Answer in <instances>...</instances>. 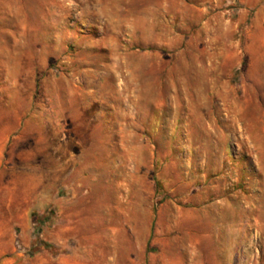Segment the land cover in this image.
I'll return each instance as SVG.
<instances>
[{"label":"rangeland","instance_id":"rangeland-1","mask_svg":"<svg viewBox=\"0 0 264 264\" xmlns=\"http://www.w3.org/2000/svg\"><path fill=\"white\" fill-rule=\"evenodd\" d=\"M0 264H264V0H0Z\"/></svg>","mask_w":264,"mask_h":264}]
</instances>
